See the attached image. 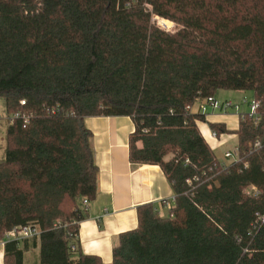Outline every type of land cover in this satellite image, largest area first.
<instances>
[{
    "label": "trees",
    "instance_id": "obj_1",
    "mask_svg": "<svg viewBox=\"0 0 264 264\" xmlns=\"http://www.w3.org/2000/svg\"><path fill=\"white\" fill-rule=\"evenodd\" d=\"M220 90L249 91L261 121L192 111ZM0 97V241L40 231L3 264L38 244L39 264H264V0H0ZM89 116H129L130 161L159 165L175 194L167 215L138 207L110 263L72 249L98 192ZM200 122L235 134L239 159L222 163Z\"/></svg>",
    "mask_w": 264,
    "mask_h": 264
},
{
    "label": "crops",
    "instance_id": "obj_2",
    "mask_svg": "<svg viewBox=\"0 0 264 264\" xmlns=\"http://www.w3.org/2000/svg\"><path fill=\"white\" fill-rule=\"evenodd\" d=\"M203 105L207 107L204 114L208 121L225 123L232 130L238 127V112L213 110L205 99L198 100L192 111L200 113ZM85 124L93 133L91 145L99 169L98 192L95 200L89 201L85 218L79 223V241L75 250L98 255L110 263L120 234L138 226V207L153 203L162 215L165 209L169 213L175 194L159 165L130 161L129 136L135 125L129 116H89L85 118ZM199 128L214 150L220 148L229 136L235 135L221 133L213 138L208 123L200 122ZM221 162L225 163L224 160ZM26 239L31 241L33 238ZM4 249L5 246L0 244V264H3ZM33 249L24 253L23 264H39V257L31 256Z\"/></svg>",
    "mask_w": 264,
    "mask_h": 264
},
{
    "label": "rangeland",
    "instance_id": "obj_3",
    "mask_svg": "<svg viewBox=\"0 0 264 264\" xmlns=\"http://www.w3.org/2000/svg\"><path fill=\"white\" fill-rule=\"evenodd\" d=\"M157 24L165 28L169 31H176L179 27L175 22H172L170 20H166L164 18H156ZM217 98L225 99L226 100H233L234 103L239 104V111L240 112H249L250 108L248 104L243 103L244 98L246 97L248 100L251 99V93L249 91H243V90H220L216 94ZM231 112H238L236 109H230ZM10 118L6 112V105H5V99L3 97H0V162L5 160V152H6V135H7V128L8 123L10 121ZM238 140L237 136L231 135L228 139H225L224 143L220 148L215 149V154L218 157L220 161L225 162V164H231L235 161V157L226 158L224 157L225 151H234L237 146ZM163 215H167L168 210H164ZM35 249V250H34ZM31 252V256L36 255V257H39V248H34ZM33 253V254H32ZM75 257H77V252L74 254Z\"/></svg>",
    "mask_w": 264,
    "mask_h": 264
},
{
    "label": "built area",
    "instance_id": "obj_4",
    "mask_svg": "<svg viewBox=\"0 0 264 264\" xmlns=\"http://www.w3.org/2000/svg\"><path fill=\"white\" fill-rule=\"evenodd\" d=\"M207 104L213 109V110H219L227 112V110L230 109H236L238 111V115L241 116L243 114H248L254 121L255 124H258L261 121V114L259 113V106L260 103L255 98L251 96V99L248 100L246 97L243 100V103L248 104L250 110L249 112H240L239 111V104L234 103L233 100H226V101H220L216 99L214 96H209L206 99ZM201 112L205 113L207 111V107L203 105L201 107ZM220 134H218L216 131L212 130L211 137L217 138ZM255 147L260 146V142L257 141L254 144ZM224 156L226 158L235 157V161L239 159V149L236 146L234 151H227L225 152ZM249 191H255L257 192L256 186L252 185L249 189ZM164 204H167V201L163 202ZM89 200L84 199L83 205L88 206ZM40 231L38 228L32 227V226H25V227H17L12 230H10L6 236L0 241V244L5 246L7 242L9 241H20L26 238H33L35 236H39ZM72 249L75 250V246H72Z\"/></svg>",
    "mask_w": 264,
    "mask_h": 264
}]
</instances>
